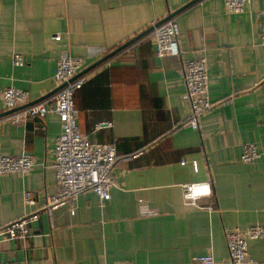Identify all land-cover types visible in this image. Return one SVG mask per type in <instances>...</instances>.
<instances>
[{"label":"crops","instance_id":"crops-1","mask_svg":"<svg viewBox=\"0 0 264 264\" xmlns=\"http://www.w3.org/2000/svg\"><path fill=\"white\" fill-rule=\"evenodd\" d=\"M193 1L0 0V93L25 91L28 105L49 100L57 58H79L86 80L73 95L77 130L112 143L118 156L108 200L86 192L40 211L28 239L0 242V264H192L208 254L222 264L226 231L264 226V155L239 162L246 144L264 151V0H247L239 14L221 0ZM172 14L178 57L157 58L150 32L110 55ZM199 58L208 99L221 103L192 130L178 126L189 113L179 69ZM8 114L0 102V156L23 152L33 166L0 176V226L42 208L56 191L49 164L57 117L12 125ZM197 182L208 183L210 195L195 208L183 203L182 186ZM26 192L33 206L24 205ZM246 249L264 261V240Z\"/></svg>","mask_w":264,"mask_h":264},{"label":"built area","instance_id":"built-area-1","mask_svg":"<svg viewBox=\"0 0 264 264\" xmlns=\"http://www.w3.org/2000/svg\"><path fill=\"white\" fill-rule=\"evenodd\" d=\"M227 13L239 14L247 0H221ZM154 45L157 58L165 56L178 57L175 23L168 19L156 27L152 26L149 34ZM54 41L60 39L59 34L52 36ZM259 45L264 47V25L260 26ZM15 67L23 65V58L12 56ZM82 60L62 53L56 60L55 71L51 77L54 88L53 96L36 104H26L25 91L12 87L4 88L0 93V102L9 114L5 121L14 125L26 118H42L46 114H54L60 124V133L54 141L51 168L56 191L50 196L42 208L30 212L0 226V242L25 241L30 237L29 226L35 222L38 213L52 207L71 204L80 194L90 192L102 202L109 199V190L114 187L112 169L118 156L112 143L98 144L87 136L79 134L76 126L77 111L73 105V95L84 84L86 77L81 75ZM184 85L183 98L186 100L189 113L178 126H186L198 130L199 118L220 102L212 103L207 94V64L204 58L184 62L179 69ZM109 124L96 126L95 130L107 128ZM264 155L253 144L242 147L239 162L248 164ZM183 164V162H180ZM33 166L31 156L21 153L16 157L0 156V176L7 174H25ZM192 169L196 166L192 163ZM210 188L206 182L185 184L182 186V201L185 205L197 208L200 198L208 197ZM24 205L33 206L31 194H23ZM210 210V208H205ZM73 211L70 210V214ZM227 260L222 264H264L251 260L247 255L248 241L264 240V226L252 225L244 229L233 228L225 232ZM192 264H215L211 255L197 256L191 259ZM132 264V263H117Z\"/></svg>","mask_w":264,"mask_h":264},{"label":"water","instance_id":"water-1","mask_svg":"<svg viewBox=\"0 0 264 264\" xmlns=\"http://www.w3.org/2000/svg\"><path fill=\"white\" fill-rule=\"evenodd\" d=\"M197 0H194L192 3L196 2ZM190 3V4H192ZM190 4H187L184 8H186L187 6H189ZM182 8V9H184ZM181 9V10H182ZM179 10V11H181ZM172 16H174V14L167 16V18H165L164 20H162L161 22H158L157 24H155L153 27L158 26L159 24L163 23L164 21L170 19ZM152 30L151 28H148L147 30H145L144 32H142L141 34H139L138 36L132 38L130 41L126 42L125 44H123L122 46H120L119 48H117L116 50H114L110 55L119 52L120 50H122L123 48L127 47L128 45H130L131 43H133L134 41L138 40L139 38H141L142 36L146 35L147 33H149Z\"/></svg>","mask_w":264,"mask_h":264}]
</instances>
